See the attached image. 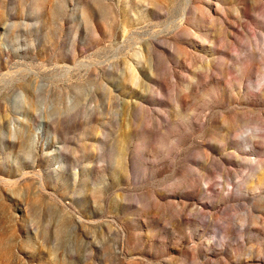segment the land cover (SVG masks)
Wrapping results in <instances>:
<instances>
[{"label": "rangeland", "instance_id": "rangeland-1", "mask_svg": "<svg viewBox=\"0 0 264 264\" xmlns=\"http://www.w3.org/2000/svg\"><path fill=\"white\" fill-rule=\"evenodd\" d=\"M0 264H264V0H0Z\"/></svg>", "mask_w": 264, "mask_h": 264}]
</instances>
